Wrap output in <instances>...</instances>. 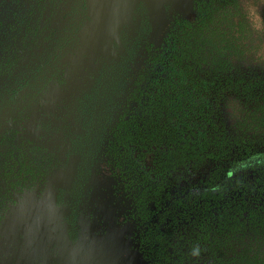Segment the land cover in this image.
<instances>
[{
  "label": "rangeland",
  "instance_id": "374dc122",
  "mask_svg": "<svg viewBox=\"0 0 264 264\" xmlns=\"http://www.w3.org/2000/svg\"><path fill=\"white\" fill-rule=\"evenodd\" d=\"M185 26L195 75L220 72L225 38L208 28L223 26L239 51L232 74L264 76V0H0V264H210L197 228L206 202L170 205V193L198 184L212 162L170 184L169 162L132 170L116 153L118 115L164 74ZM126 42L136 43L126 96L85 166L74 144ZM254 101L230 93L220 103L236 146L262 142Z\"/></svg>",
  "mask_w": 264,
  "mask_h": 264
},
{
  "label": "trees",
  "instance_id": "16d2710c",
  "mask_svg": "<svg viewBox=\"0 0 264 264\" xmlns=\"http://www.w3.org/2000/svg\"><path fill=\"white\" fill-rule=\"evenodd\" d=\"M208 29L213 35L222 32L220 37L225 38L219 49L220 72L208 78L193 73V65L185 60L193 46V41L184 37L185 26L174 36L178 40L170 44V66L164 74L141 98L134 97L137 103L131 109L125 108L118 115L115 132L121 149L116 153L132 170L136 165L144 170L149 157L155 167L169 162L170 184L180 182L182 173L196 176L201 165L212 162L209 171L200 173L198 184L188 181L184 187L175 186L170 205L191 199L206 202L197 228L201 230L199 247L212 264H264V137L262 142L247 140L245 145L236 146L239 143L221 124L220 106L230 93L254 98L255 110L264 122V76L233 75L230 62L239 57L234 35L223 26H216L213 32ZM124 49L120 58L102 71L88 105L85 134L74 144L85 166L100 148L126 96L136 43L126 42ZM193 54L199 55L196 51Z\"/></svg>",
  "mask_w": 264,
  "mask_h": 264
},
{
  "label": "clouds",
  "instance_id": "9594fccd",
  "mask_svg": "<svg viewBox=\"0 0 264 264\" xmlns=\"http://www.w3.org/2000/svg\"><path fill=\"white\" fill-rule=\"evenodd\" d=\"M192 255H194V256H198L199 255V248L198 247L193 249Z\"/></svg>",
  "mask_w": 264,
  "mask_h": 264
}]
</instances>
